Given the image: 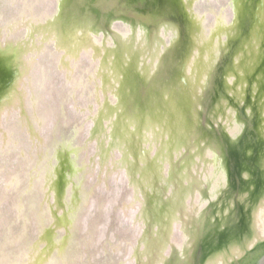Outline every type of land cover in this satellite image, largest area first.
Segmentation results:
<instances>
[{
    "label": "bare ground",
    "instance_id": "1",
    "mask_svg": "<svg viewBox=\"0 0 264 264\" xmlns=\"http://www.w3.org/2000/svg\"><path fill=\"white\" fill-rule=\"evenodd\" d=\"M6 1L0 264H187L172 255L183 228L226 225L225 204L243 215L229 163L239 113L264 112V0L209 18L190 0H142L145 15L130 0Z\"/></svg>",
    "mask_w": 264,
    "mask_h": 264
},
{
    "label": "flooded vegetation",
    "instance_id": "2",
    "mask_svg": "<svg viewBox=\"0 0 264 264\" xmlns=\"http://www.w3.org/2000/svg\"><path fill=\"white\" fill-rule=\"evenodd\" d=\"M260 87L263 88L264 84H260ZM256 98V103L260 106V100L262 103L263 98ZM239 116L243 120V125L235 130L239 133L238 139L240 142L236 147L237 155L235 156L237 160H235L237 162L233 164V155L229 163L231 187L228 194H233L232 189H235V182L240 180L241 191L239 194L244 206V213L242 215L234 201L232 202V195L230 201L234 204V210L229 212L227 210L228 205L225 204L224 209L221 207V210H224L223 213H217L218 219L229 217V223L221 227L202 228V230H197L193 224H188L190 229L183 228L181 234L178 231V240H176L177 243L173 244L172 255L178 259L182 258L184 263L191 264L194 242L200 234H204L205 241H207L205 243L206 250L205 247L203 248V251H205L203 260L207 258L205 260L207 264H237V260L243 253L245 259H250L253 254L248 256L246 252L253 250L255 252L251 260L254 262L256 256L264 252V242H262L264 240V222L262 224L259 222L260 213L264 209V167L260 168L259 166L262 161L260 158H264V112L261 116V113L255 112L251 115L247 111L246 115L239 113ZM238 162L239 164L236 167ZM238 174L239 176H237ZM222 183L223 181H220V184ZM250 207H252V211L249 209ZM194 213L192 212V214ZM208 214H210L208 211L205 212L204 220L208 217ZM246 215L248 220L245 223ZM251 218L253 222L249 224ZM187 232L190 233L189 238L186 237ZM251 260L248 263L251 264Z\"/></svg>",
    "mask_w": 264,
    "mask_h": 264
},
{
    "label": "rangeland",
    "instance_id": "3",
    "mask_svg": "<svg viewBox=\"0 0 264 264\" xmlns=\"http://www.w3.org/2000/svg\"><path fill=\"white\" fill-rule=\"evenodd\" d=\"M139 1H142V0H137V2L136 3H138ZM191 2H192V4H193V8L195 7V10H197V11H199V13L201 14L202 12L203 13H205V15H207L208 14V17L207 18H209L210 16H211V11H213L214 10V8H216L217 10H219L222 6H227V4L231 1V0H227V2H226V0H212V1H210V0H190ZM143 2V1H142ZM144 4L142 3L141 5H139V8L140 9H144ZM150 7V6H149ZM6 8H8V6H7V1L6 0H0V12H4L5 11V9ZM224 8H226V7H224ZM211 9H213V10H211ZM215 9V10H216ZM229 9V8H228ZM206 10H208V11H206ZM141 12L143 11V10H140ZM69 113L70 114H72L73 115V113H72V109H70L69 110ZM86 131H88V128L86 129ZM87 133V132H86ZM84 136H85V134H84ZM110 181H111V185H110V187H111V190H114L115 191V198H116V200L117 201H119V191L118 190H120V188H121V185L119 184V181H118V179L117 178H115V177H113L112 179H110ZM2 186V185H1ZM116 191H118L117 192V194H116ZM103 194V193H102ZM117 204H118V202H117ZM108 207V209L111 211V207L109 208V206H107ZM2 208V207H1ZM0 208V215L1 216H3V217H6V218H8V217H10V216H8L9 214V212H8V209L6 210V206H4V208H5V212H3V209H1ZM8 214V215H7ZM121 218L122 219H124V217L121 215ZM165 221L167 222L168 221V218H165ZM124 222V221H123ZM128 223V222H127ZM127 223H123V230L125 231V230H131V226H129V224H127ZM155 229H158V227L157 228H155ZM154 236L157 238H159V232L158 231H155V233H154ZM168 253V251L166 252V254Z\"/></svg>",
    "mask_w": 264,
    "mask_h": 264
},
{
    "label": "water",
    "instance_id": "4",
    "mask_svg": "<svg viewBox=\"0 0 264 264\" xmlns=\"http://www.w3.org/2000/svg\"><path fill=\"white\" fill-rule=\"evenodd\" d=\"M137 2V1H136ZM135 2V0H130L129 1V6H128V10H135L136 12H141L140 10H143L141 13H143L144 15L146 14L145 13V11L148 9V11L150 10H152L153 8H154V6H153V8H151V7H149L150 6V4L149 5H145V7H144V9H140L139 8V5H141L143 2L142 1H139L138 3H136ZM151 8V9H150ZM148 14V13H147ZM134 16H136V15H134ZM152 16V15H151ZM131 17V16H130ZM145 18H149V17H145ZM196 254H197V252H195V257H193V259H192V264H201V263H203V258L201 257V259L199 260V258H198V256H196ZM198 255V254H197ZM202 255V254H201Z\"/></svg>",
    "mask_w": 264,
    "mask_h": 264
}]
</instances>
